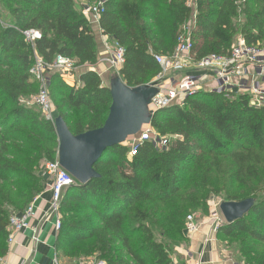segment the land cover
<instances>
[{
  "label": "trees",
  "instance_id": "obj_1",
  "mask_svg": "<svg viewBox=\"0 0 264 264\" xmlns=\"http://www.w3.org/2000/svg\"><path fill=\"white\" fill-rule=\"evenodd\" d=\"M78 1V0H77ZM88 4L96 0H84ZM8 11L0 19V258L8 252V227L12 214L6 209L9 188H16L24 204L22 214L44 192L43 177L36 171L58 153L53 123L41 111L23 103L38 92L30 75L36 57L53 64L57 57L70 59L76 69L85 68L80 86H71L55 73L51 76L57 116L63 117L75 135L101 128L110 112L112 97L100 75L87 70L98 64V45L91 22L76 0H1ZM197 12L192 32L197 61L211 55L228 56L237 37L249 45L264 44V0H194ZM192 0H108L100 19L103 36L125 51L120 77L129 87L153 82L161 72L155 56L174 53L177 38L192 16ZM241 14L245 17L240 20ZM38 31L31 43L24 35ZM56 84V85H55ZM83 111L71 127L62 110ZM105 118V119H104ZM152 127L168 140L164 151L150 142L129 158L124 146L113 147L95 165L100 179L87 186L68 189L61 203L58 245L78 239L97 238L86 255H98L106 264H174L169 247L155 241L150 217L142 204L156 197L163 202L181 190L190 164L198 165L204 153L223 172L222 159L238 166L232 177L244 185L264 177V108L250 105L241 94L202 91L175 106L157 112ZM192 164V165H193ZM15 180H18L16 182ZM21 181V182H19ZM10 193V192H9ZM230 194L226 202L256 200L242 220L218 229L219 241L241 242L247 264H264V196ZM258 198V199H257ZM202 198H199L200 201ZM206 198H203L205 201ZM199 202L195 209L199 206ZM89 211L87 216L86 212ZM186 215L173 212L167 226L173 238L186 236ZM88 235L86 236L85 233ZM84 235L86 237H84ZM226 241V240H224ZM222 242V241H221Z\"/></svg>",
  "mask_w": 264,
  "mask_h": 264
},
{
  "label": "built area",
  "instance_id": "obj_2",
  "mask_svg": "<svg viewBox=\"0 0 264 264\" xmlns=\"http://www.w3.org/2000/svg\"><path fill=\"white\" fill-rule=\"evenodd\" d=\"M107 2L108 0H96L88 4L89 10L83 8V14L91 24L99 25L101 16L106 12ZM190 6L194 11L190 21L179 33L174 53L155 56L161 72L153 81L158 83V94L150 105L153 116L163 109L183 106L187 98L202 91L245 95L249 98L251 106L264 108V44L249 45L245 38L239 36L228 56L211 55L197 61L192 34L196 26L197 12L193 1ZM24 35L31 43L41 39V33L38 31H28ZM107 39L105 48L109 58L105 62L110 70L120 75L119 72L125 64V51L108 37ZM51 71L60 74L65 80L77 69L70 59L57 57L53 64H48L38 56L35 65L30 69L33 81L39 86L38 93L33 97V104L39 108L45 120L55 124L57 115L49 91ZM215 83L219 86L212 90L211 87ZM146 142L152 143L160 151L168 147V140L160 138L152 125L145 126L138 135L130 137L123 146L127 149L129 158H132L139 153L141 146ZM42 177L45 183L44 192L51 193L49 208L44 211L43 220L48 221L50 217L55 216L54 228L59 233L62 228L60 209L63 196L77 182L61 167L58 153L54 161L44 163ZM41 195L24 213L11 215L8 227L9 247L16 242L19 233L31 228L30 222L37 213L36 202ZM220 205L221 203L213 200L211 208L212 210L220 208ZM210 220L213 231L217 233L222 225L221 217L213 215ZM185 224L186 236H193L201 229V224L192 215L187 217ZM32 230L36 235L33 240L38 243V232L36 229L32 228ZM0 264H6L4 258H0Z\"/></svg>",
  "mask_w": 264,
  "mask_h": 264
},
{
  "label": "rangeland",
  "instance_id": "obj_3",
  "mask_svg": "<svg viewBox=\"0 0 264 264\" xmlns=\"http://www.w3.org/2000/svg\"><path fill=\"white\" fill-rule=\"evenodd\" d=\"M76 2H78V4L86 3L84 0H76ZM86 4L88 5V2ZM0 19L5 22L9 20L8 11L4 8L1 0ZM244 19L245 17L241 14L240 20L244 22ZM84 69L85 68L79 70L81 71ZM49 74L52 76L55 73L51 71ZM117 76L120 75L115 71L109 72L108 75L103 76L102 78L103 85L110 88L111 80L116 78ZM218 86L219 84L215 83L211 87V89L215 90L216 88H218ZM49 91L53 103L57 106L62 105V98L55 96V94L53 93V86H49ZM36 94L32 97L24 99L23 103H25L29 107L35 108V110L37 111H40L39 108L33 104V97L36 96ZM60 111L66 114V119L71 127L76 120L83 117V111H76L72 109L69 110L67 106H65ZM201 156L202 157L200 161H198V165L196 164V162L194 164L192 163L193 165H188L187 171L182 178V188L174 198L170 199L167 202H163L160 198L156 197L153 200L144 201V203L142 204V209H144L150 217L148 224L151 227L155 241L158 243H162L163 245L170 248L171 257L174 264H184V260L187 261L188 256L184 255L183 258L181 257L180 253L183 249H186L188 238L186 236L184 239L172 237V232L167 226V217L169 215H171L173 212H180V214H182L183 212V214L186 215V219L188 216L192 215L200 224L205 222L209 225V221H211L210 219L212 218V216L219 215L222 221L221 226H223L226 225V221L221 214L220 208H214L213 210L211 208L213 200L216 203L222 204V202H226L228 195L243 194L246 192H252V195H255L254 193H257L258 198H262L264 196V177H260L259 179L247 180L246 184L241 185L236 181L234 177H232V173L235 172L238 166L232 161L231 158L222 159V170L223 172L224 170L226 171L224 173H219V169L214 166L212 155L204 153ZM43 166L44 162L40 164L39 169L36 171L37 175H39L40 177L42 176ZM15 181L18 182V180ZM8 190L10 193H7V201L5 207L9 214L13 215L18 212V206L24 204L25 200L21 198L15 187L13 189L9 188ZM199 198L202 199L198 201ZM203 198H206L205 201L203 200ZM198 202L200 205L195 209L194 207L197 206ZM88 213L90 212L87 211L85 213V216H87ZM83 234H85L86 236L88 235L87 232ZM85 235L84 237H86ZM97 241L98 239L95 237L88 239H78L73 236L72 238L68 239L67 244L63 246L60 245L58 250L59 262L62 264L61 260H65L66 262H64V264H70V262L106 264L104 260L98 259L97 254L89 257L86 255V251L89 248H92V246L95 245ZM221 241L220 242L222 243V245L228 248L231 253L236 256L240 264H247L246 259L241 256V251L244 248L241 247L240 241L224 238H222ZM250 244H252L251 246L260 247V251H262L264 248V246L255 241H251Z\"/></svg>",
  "mask_w": 264,
  "mask_h": 264
},
{
  "label": "water",
  "instance_id": "obj_4",
  "mask_svg": "<svg viewBox=\"0 0 264 264\" xmlns=\"http://www.w3.org/2000/svg\"><path fill=\"white\" fill-rule=\"evenodd\" d=\"M87 11L89 6L83 5ZM157 82L139 87H129L120 76L111 80L110 94L112 105L104 125L96 130L75 135L61 116L55 120L58 137L59 163L75 180L77 187L87 186L91 181L101 178L95 165L107 150L123 146L142 129L151 125L153 113L150 110L152 99L158 94ZM256 205L249 198L240 202H222L220 211L226 224L242 220Z\"/></svg>",
  "mask_w": 264,
  "mask_h": 264
},
{
  "label": "crops",
  "instance_id": "obj_5",
  "mask_svg": "<svg viewBox=\"0 0 264 264\" xmlns=\"http://www.w3.org/2000/svg\"><path fill=\"white\" fill-rule=\"evenodd\" d=\"M92 27L98 45V64L95 67H87V70L97 72L102 79L112 71L105 62L109 58V53L105 48L108 39L102 35L98 24H92ZM78 70L65 80L71 86H80V76L86 69ZM50 200L51 193L49 191L43 192L37 200V213L30 222L31 228L16 236V242L8 248L7 254L3 257L6 264H61L58 260L59 233L54 228L55 216L50 217L48 221L43 220L44 211L48 210ZM32 228L38 232V243L33 240L36 235ZM186 237L188 238L186 249L180 253L183 258L184 255L188 256L187 261L184 260V264H240L236 256L222 245L217 233L208 223H202L197 234ZM61 262L64 264L66 261L61 260ZM70 264L90 263L70 262Z\"/></svg>",
  "mask_w": 264,
  "mask_h": 264
}]
</instances>
